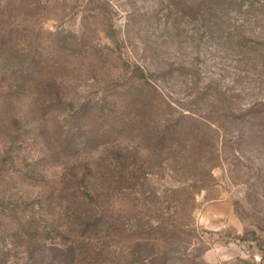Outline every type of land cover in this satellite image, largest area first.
Returning <instances> with one entry per match:
<instances>
[{
	"label": "rangeland",
	"instance_id": "obj_1",
	"mask_svg": "<svg viewBox=\"0 0 264 264\" xmlns=\"http://www.w3.org/2000/svg\"><path fill=\"white\" fill-rule=\"evenodd\" d=\"M0 264H264V0H0Z\"/></svg>",
	"mask_w": 264,
	"mask_h": 264
},
{
	"label": "trees",
	"instance_id": "obj_2",
	"mask_svg": "<svg viewBox=\"0 0 264 264\" xmlns=\"http://www.w3.org/2000/svg\"><path fill=\"white\" fill-rule=\"evenodd\" d=\"M137 69L142 77V80L139 81H143V84L146 85L149 80L146 79L145 75L143 74L144 72H142L141 69ZM126 117L127 116H123L121 119L124 120ZM206 127H196L195 129H192V131H186V129H183L180 126H170L168 124L167 126H164V128L160 131V134L156 137V139H158L157 146L160 147V150L163 149L165 154L173 153L178 149L181 150L182 148L191 146V149L195 150L202 159L203 152H206L202 150V148L207 144L206 141L210 143L216 140V132L213 129L210 131L211 127L207 125ZM181 137H183L182 140ZM88 221L83 222L81 229L84 231V233L95 232L103 226L102 220H97V223L95 221Z\"/></svg>",
	"mask_w": 264,
	"mask_h": 264
}]
</instances>
